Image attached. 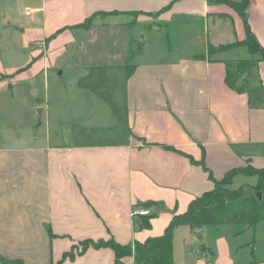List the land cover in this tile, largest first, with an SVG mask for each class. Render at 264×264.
<instances>
[{"label": "crops", "instance_id": "obj_1", "mask_svg": "<svg viewBox=\"0 0 264 264\" xmlns=\"http://www.w3.org/2000/svg\"><path fill=\"white\" fill-rule=\"evenodd\" d=\"M241 3L0 0V37H15L19 42L16 49L29 52L19 68L0 61V90L21 77L30 82L42 78L47 92L46 64L53 52L46 55L37 48L53 43L55 33L65 27L92 32L94 27L106 26L123 32L126 26L138 22L148 23L152 31L177 23L192 24L184 39L187 47L194 48L176 53L170 44V51L146 57L147 49L141 43L132 62L128 53L116 64L119 67L105 71L112 79L109 94L113 96L107 100L96 95L95 102L99 108H105L106 102L112 108L122 104L126 121L122 140L77 144L66 143L60 135L54 139L57 144L48 131V121L43 135L31 126L28 134L19 132L22 129H16L17 125L3 129L2 256L23 264H115L117 256L112 248L90 246L82 251V241L145 243L164 234L175 215L186 213L194 199L215 189L216 180H222L232 169L249 164L264 167V105L253 106L248 93H239L226 82V61L260 58V53L251 54L248 46L247 56H240L238 52L245 45H229L246 38L244 15L264 47V0H249L245 12ZM89 19L91 24L84 25ZM171 35L168 33L169 41ZM129 41L127 38L125 43L130 49ZM5 48L0 47V52ZM65 52L55 50L53 60L59 61ZM19 71L22 74L14 75ZM257 72L264 84V60H260ZM38 101L33 103L35 107L41 99ZM9 104L14 105L12 98L7 107ZM39 108L45 111L44 106ZM242 175L236 174L233 184ZM243 176L252 178L247 181L251 184L258 180L256 176ZM138 207L149 208L151 214L135 215ZM147 220L150 226H143ZM183 226L174 230L176 264L182 263L176 259L174 238ZM190 227L200 231L204 226ZM234 233L238 241L233 245L229 234L220 240L226 246V254L220 255L199 253L191 249L192 240H186L185 254L191 256L190 264H264V222L255 232L249 225L240 224ZM123 261L132 264L133 257H124Z\"/></svg>", "mask_w": 264, "mask_h": 264}, {"label": "rangeland", "instance_id": "obj_2", "mask_svg": "<svg viewBox=\"0 0 264 264\" xmlns=\"http://www.w3.org/2000/svg\"><path fill=\"white\" fill-rule=\"evenodd\" d=\"M24 15H26L25 12ZM71 18L73 19V17ZM109 20L107 19V21ZM154 27L159 28L158 26ZM192 27V24L182 26L177 23L171 28L152 31L148 23L138 22L135 26H126L123 32H119L116 28L106 29V26L94 27L92 32H87L84 29L77 31L71 27H65L56 32L53 43L48 45L43 43L44 46L42 44L37 48L46 55L53 52L48 57L50 63L46 64L49 73L47 92L44 90L45 81L42 78L36 79V82H30L21 79V77L17 78L15 82L9 81L0 90V139L3 129L8 125L14 126V128L17 125L16 129H22L19 132L26 134H28L27 130L30 131L31 126L39 135H43L48 121V131L52 135L53 142L57 144L58 141L54 140L56 136H63L66 143L77 144L112 141V139L122 140L126 130L122 104L112 108L106 102L105 108H99V104L95 102L96 95L107 100L113 96V94H109L112 79L109 74L105 75V71L112 66L119 67L116 64L128 53V61L132 62V55L134 52L139 53L141 43L147 49L144 54L146 57L153 55L154 52L162 54L163 51L164 53L169 50L170 44L176 53L189 50L188 47L193 48L190 45L187 47L188 41L184 39L185 34L190 33L189 30H192ZM66 29H69V32ZM168 33H172L170 41ZM127 38L131 40L129 41L130 49L125 43ZM136 40H141V42ZM18 44L15 37L6 35L0 37V47L7 48L4 52H0V61H3L5 65L10 64L7 66L14 64L18 67L23 64L29 52L24 49L18 51L16 49ZM241 48L238 52L239 55L247 56L249 51L246 45ZM55 50L66 51L63 58L57 62L53 60ZM40 58H43V55ZM114 58H117L116 62L113 60ZM138 59H142V57L139 55ZM22 71L16 72L14 75H20ZM81 72H85V74H81ZM11 98L14 105L9 104L7 107V101ZM38 99L41 101L35 107L33 103H37ZM39 106H44L45 111H39ZM41 124L42 127H40ZM113 130L115 131L112 132ZM243 175L238 177L229 188H237L245 180L247 182L252 179ZM243 205V203L239 204L237 210L243 211L245 209ZM239 226L240 224L235 223L204 225L200 231L187 225L179 228L174 238L177 261L182 264H190L191 256L185 254L186 240L189 242L192 240L190 242L191 249H196L199 253L226 254V246L220 240L229 234L232 238L231 244L236 243L238 239L234 238V232ZM156 247L157 245L147 242L142 245L133 243L132 252L129 255L133 257L132 264H149L147 263L149 256L143 254H146L150 248Z\"/></svg>", "mask_w": 264, "mask_h": 264}, {"label": "trees", "instance_id": "obj_3", "mask_svg": "<svg viewBox=\"0 0 264 264\" xmlns=\"http://www.w3.org/2000/svg\"><path fill=\"white\" fill-rule=\"evenodd\" d=\"M248 3L249 0H242L241 4L243 5V9L241 10L244 11L248 7ZM244 19L247 30L246 38L229 45L231 47L246 45L251 54L256 55L260 53V58L251 57L243 60L226 61V82L228 86L237 90V92L248 93L249 103L255 107H259L264 105V84L257 70L260 60H264V47L259 43L253 30H251L247 15H244ZM90 24L91 19L84 25L89 26ZM131 69H133V67H131ZM131 69L130 71H132ZM239 173H243L246 176H256L258 180L254 184L247 182L237 188H229L234 181L233 177ZM258 192L263 193L261 199L257 196ZM242 203L245 209L243 211H238L237 207ZM144 205L149 206V203H144ZM188 209L186 213L174 216V219L169 224L164 234L159 237L147 239V243L157 245L156 248H150L146 254H143L149 256L147 263L176 264L173 254L174 230L177 226L182 224L200 228L208 224L219 225L237 223L246 226L249 225L255 232L258 224L264 222V167L260 169L249 164L245 168L232 169L222 180H216L215 189L206 191L202 196L194 199L189 204ZM142 225L150 226V220L145 221ZM254 241L255 237L252 242ZM145 243L137 242L136 244L142 245ZM90 246L95 248H101L102 246L112 248L117 256L115 264H126L123 258L131 255L132 252L131 243L129 245H123L113 239H101L99 241L86 239L82 241V251H86ZM74 253L75 251L73 249L69 255L72 257ZM0 259L3 264H23L20 260H8L1 254ZM138 259L140 260V258ZM58 264H62V262Z\"/></svg>", "mask_w": 264, "mask_h": 264}, {"label": "built area", "instance_id": "obj_4", "mask_svg": "<svg viewBox=\"0 0 264 264\" xmlns=\"http://www.w3.org/2000/svg\"><path fill=\"white\" fill-rule=\"evenodd\" d=\"M134 214L135 215H141V216H144V215H149V214H151V211H150V209L149 208H147V207H144V208H135L134 209Z\"/></svg>", "mask_w": 264, "mask_h": 264}, {"label": "water", "instance_id": "obj_5", "mask_svg": "<svg viewBox=\"0 0 264 264\" xmlns=\"http://www.w3.org/2000/svg\"><path fill=\"white\" fill-rule=\"evenodd\" d=\"M38 110L41 111V108H39ZM262 194H263L262 192H258V193H257V196H258L259 199L262 198Z\"/></svg>", "mask_w": 264, "mask_h": 264}]
</instances>
